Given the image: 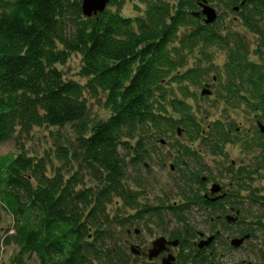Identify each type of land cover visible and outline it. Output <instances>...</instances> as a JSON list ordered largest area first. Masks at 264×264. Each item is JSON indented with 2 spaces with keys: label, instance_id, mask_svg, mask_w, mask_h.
I'll return each instance as SVG.
<instances>
[{
  "label": "trees",
  "instance_id": "trees-1",
  "mask_svg": "<svg viewBox=\"0 0 264 264\" xmlns=\"http://www.w3.org/2000/svg\"><path fill=\"white\" fill-rule=\"evenodd\" d=\"M219 2L260 36L256 52L264 55V0ZM144 3L136 16L124 15L123 1L112 0L103 12L87 17L82 0H0V144L35 127L72 124L77 138L70 145L58 140L55 156L65 165L77 161L96 182L87 187L83 175L76 171L67 177L62 166L50 174L49 152L34 157L21 149L0 161V203L15 219L7 243L14 240L20 247L12 264H25L24 256L32 254L40 264H129L108 204L117 196L137 209L117 219L121 226L146 215L161 217L166 204H141L139 190L126 183L128 167L145 165L149 144L178 129L211 142V153L230 139L220 120L207 131L191 104L175 93V83L189 96L187 82L203 85L208 70L201 62L212 60L208 47H227L228 92H247L241 98L250 109L251 102L261 101L264 117V63L250 60L245 39L223 28L222 14L205 24L193 14L197 0ZM197 46V66L186 69L187 56ZM72 54L82 57L79 75L85 83L67 79L59 68ZM86 94H103L110 116L92 119ZM178 145L177 166L186 167L181 168L179 204L169 206L180 226L170 233L185 251L195 234L187 226V212L205 203L190 193V183L202 180L206 166L197 149ZM186 157L193 159L185 162Z\"/></svg>",
  "mask_w": 264,
  "mask_h": 264
},
{
  "label": "rangeland",
  "instance_id": "rangeland-1",
  "mask_svg": "<svg viewBox=\"0 0 264 264\" xmlns=\"http://www.w3.org/2000/svg\"><path fill=\"white\" fill-rule=\"evenodd\" d=\"M123 8L122 13L126 16H136L141 13L146 4L145 0H122ZM210 4L215 7L219 14H222L221 24L223 28L237 31L245 39L246 49H249L250 60L259 64L264 63V55H260L256 52L258 42L261 40L260 36H257L250 32L245 26L242 25L239 19V14L232 12L226 8L225 5H220L219 0H213ZM116 9L115 6H112ZM238 17V18H237ZM207 50L211 53L212 60L210 62L203 61L201 66L207 68V74L204 76L203 85H193L191 82H187L189 92L191 95H185L178 88L179 83H175V93L178 97L183 98L189 104L196 116L202 120L204 128L208 131L210 126L217 121H221L224 125V121L233 123L232 129L234 132L246 135L249 137L254 135L256 119L254 117V110L248 107H229L226 108L224 104H221L220 93L222 86L226 83V63L228 61V49L227 47L212 46L208 47ZM245 50V49H244ZM196 55L201 57L200 49L191 52L187 56V62L185 68H190L196 65ZM195 56V57H194ZM82 65V57L80 54H72L69 61L65 65H59V68L63 71L67 79L77 80L81 83L87 81L86 78L79 75V71ZM208 88L211 91V95H202V90ZM220 88V90H218ZM247 95V92H244ZM88 103L90 106V112L92 119H106L110 116L111 111L105 106V98L103 94L97 97H92L86 94ZM243 101V100H242ZM201 110V112H200ZM226 124V123H225ZM228 126V125H227ZM236 128V129H235ZM239 131V132H238ZM13 139L0 144V161L4 160L5 157L16 155L20 153L21 149H25L28 155L34 157L46 156V152H49L48 156V167L50 174H53L56 167H61V170L67 177L71 176L76 171L79 175L84 176L85 186H96V182L92 179V176L86 171L79 169L80 164L77 161L71 162L70 164H64L63 161L59 160L55 156L56 143L59 140L62 144L70 145L72 141L78 136L76 129L72 124L65 126H41L35 127L29 134L16 133ZM21 136V137H19ZM190 134L186 131H182L181 134L168 133L163 139H158L156 142L149 144L151 157L147 158L145 165H135L128 167L127 170V181L126 183L135 190H139V197L141 204H150L153 206H161L163 203L166 204L161 217H150L146 215L144 219L133 224L119 225L118 220L123 217L133 215L137 209L135 207H127L123 200L119 197H114L112 202L108 204L107 210L110 213L112 220V228L115 229L117 236V242L122 248L126 249V252L130 256L129 264H147V256H139L135 254L132 248L137 250L144 248H151L152 242L161 236L168 237L171 235L170 231L180 226L175 216L170 212V205L175 201H180L179 187L178 184L182 183L181 168H185V165L181 167L177 166V157L181 155V152L177 153L178 144H186L191 150L197 149L202 154L204 166L212 168L214 171L213 175H220V172L224 169V166L230 164L233 160L236 161L238 166L241 164L253 163V158L244 148L243 144L231 143L226 144L229 153L218 150L216 153H211V142L207 144L200 138H190ZM249 141V140H247ZM214 142V141H213ZM253 154H257L260 151L259 148L253 149ZM122 153H124L122 151ZM252 154V153H251ZM192 157H186L183 160L190 162ZM130 160V158H129ZM195 161V160H194ZM192 162L191 165L198 166L197 163ZM246 161V163H245ZM259 161V160H258ZM204 169V168H203ZM214 169V170H213ZM249 180V178H248ZM254 183L255 188L264 187V167L260 169L256 174L254 180H250ZM84 186V185H81ZM254 188V187H253ZM263 192V191H261ZM168 197V198H167ZM179 204V203H177ZM174 204V205H177ZM254 207L255 213H264V207L259 205L247 204L245 207L248 209ZM137 208V207H136ZM140 209V208H139ZM188 214V212H187ZM14 217L4 209L0 203V264H12L13 259L19 255L20 247L13 241L7 243V238L10 235H14L15 232V221ZM187 226L191 227L195 232L193 237H189L192 247L194 244L192 239L196 238L202 233L213 234L220 227V222L209 220L205 217V213L193 212L191 215H187ZM231 226V229L224 230L223 233L218 237L215 244L222 245V248H213L219 255V261L217 264H264V248H251V249H232L230 241L236 237L237 227ZM198 230V231H197ZM172 236V235H171ZM206 239V238H205ZM225 245V247L223 246ZM141 247V248H140ZM148 251V250H146ZM172 252L178 255L180 259L179 264H194L188 259L191 251L182 248L173 249ZM161 257V256H160ZM25 264H40L35 254L24 256ZM155 264H162V260L156 259Z\"/></svg>",
  "mask_w": 264,
  "mask_h": 264
},
{
  "label": "flooded vegetation",
  "instance_id": "flooded-vegetation-1",
  "mask_svg": "<svg viewBox=\"0 0 264 264\" xmlns=\"http://www.w3.org/2000/svg\"><path fill=\"white\" fill-rule=\"evenodd\" d=\"M199 8L200 9L198 10H201L200 6ZM199 17H202L204 20L203 15H200ZM199 49L201 50L200 46L195 47V51ZM238 88L240 89V87ZM211 94L212 93L205 95L210 96ZM243 94V92H240L233 96L230 92H228L227 84L224 83L219 96L221 97L220 103L224 104L226 108H238L241 106L248 107L245 103V100L241 98ZM260 103L261 101L251 102L253 105V108L251 109L254 110V117L256 119L254 132L255 136L252 135L248 139L246 135H241V131L240 133L234 132L231 126L233 123H230V125L226 120L224 121L223 128L230 134V139L220 142V145L223 147L222 151L226 152L227 154L229 151L228 147L225 146L226 144H243V146H245L244 149L246 151L248 150L249 154L252 155L251 159L253 158V163L249 162L247 164H241V166H238L236 161L233 160L230 164L224 166V169L218 176L213 175V172L215 171L214 169V171H212V168L206 167L203 172L202 180L200 182L190 183V185H192L189 188L190 193L201 197L205 203L201 202L202 205H192L187 215H191L192 211L199 214L205 213V217L207 219L220 222V227L222 224V228L217 229L212 235L207 233L205 234L202 233V231L197 230L200 232V234L197 235L196 238L192 239L194 247L186 248V250L191 251L190 256L188 255V259L191 262H194V264H212L213 261L218 263L219 255L213 248H222V245H217L215 242L221 233H223L224 230L231 229V226L237 227L236 237L232 238L230 241L232 249L248 250L255 248L256 250V248H264V213H255L254 207L249 206L248 209L245 207L247 204L254 206L259 205L262 208L264 207V187L260 189L255 188L256 186H254V183L250 182V180H254L255 174L264 167V131L261 128V125H264V117L262 109H259ZM256 148L260 149L258 155L253 154V149ZM177 203V201L174 202V204ZM166 238L170 242V244L168 242L169 249L167 251L163 252L156 258L150 259L148 255L150 248L142 249L140 247L141 250L139 256H147V264H155L156 259L158 260L160 258L163 264V258L168 254H172L175 256V264H179L180 259L178 255H175L172 252V250L175 248L179 250L181 249L179 241L177 238H174L171 235H168ZM210 238H212L211 241L206 243V241H208ZM233 239L241 240L238 246L233 244ZM174 241L176 244H174ZM223 246L225 247V245Z\"/></svg>",
  "mask_w": 264,
  "mask_h": 264
},
{
  "label": "water",
  "instance_id": "water-1",
  "mask_svg": "<svg viewBox=\"0 0 264 264\" xmlns=\"http://www.w3.org/2000/svg\"><path fill=\"white\" fill-rule=\"evenodd\" d=\"M112 0H82V10L85 16L91 17L93 15H97L100 12H103L109 3ZM201 10L200 11H194L193 14L197 17L200 15H204V21L206 24H212L218 19L219 13L215 7H213L209 0H197ZM239 7H236V10H238ZM211 91L208 88H204L202 90V95L209 94ZM262 130L264 131V125H261ZM178 133L181 134V129H178ZM212 238H210L206 243H209ZM241 240L233 239V244L235 246H238ZM168 240L166 237L161 236L156 238L152 242V247L148 251V255L150 259L158 257L163 252L167 251L168 248ZM170 244V242H169ZM174 244L176 242L174 241ZM135 254H140V250L132 248ZM163 264H175V256L172 254H168L166 257L163 258Z\"/></svg>",
  "mask_w": 264,
  "mask_h": 264
}]
</instances>
